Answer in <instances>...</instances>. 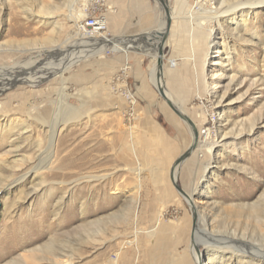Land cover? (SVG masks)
Returning <instances> with one entry per match:
<instances>
[{"label": "rangeland", "instance_id": "obj_1", "mask_svg": "<svg viewBox=\"0 0 264 264\" xmlns=\"http://www.w3.org/2000/svg\"><path fill=\"white\" fill-rule=\"evenodd\" d=\"M225 1L167 0L160 79L216 143L174 182L193 132L153 80L161 0H0V78L68 61L81 10L109 25L62 76L0 94V264H195L191 242L199 264H264V0Z\"/></svg>", "mask_w": 264, "mask_h": 264}, {"label": "bare ground", "instance_id": "obj_2", "mask_svg": "<svg viewBox=\"0 0 264 264\" xmlns=\"http://www.w3.org/2000/svg\"><path fill=\"white\" fill-rule=\"evenodd\" d=\"M182 1V4H185V0H181ZM84 2H88V0H84ZM226 1L223 0L222 4H224ZM258 2L255 1V0H245V1H242V2H239L233 6H229L227 7V9H224V12L223 13H231L233 15L237 14V9L238 8H241V7H245V6H249L250 8H252V6H254L255 4H257ZM198 5V3H196ZM87 5V4H85ZM199 7V11L198 12H201L198 13L197 17H195L196 19H204V20H207L209 19L210 15L209 13H213L210 9L208 8H205L203 7L202 5H198ZM87 9V8H86ZM241 10V9H240ZM208 14V15H207ZM247 14V13H246ZM85 15L86 13L84 12V10H81V13L79 14V16H75L74 17V21H75V25L77 28V31H78V35L76 37L77 40H79L78 42L76 41V48L78 49L76 52L74 50L73 53L70 54V58L68 61H63V62H60L58 66L54 67V68H50L48 69L44 74L42 75H38V76H28V75H25V74H20V75H14V76H11V77H2L0 78V94L9 90L11 87L15 86V85H18V84H37L39 83L40 81H43L44 79H47L50 75H53V74H61V76L65 73V71L67 70H70L72 65L75 64L77 61L81 60L82 58L84 57H88L89 55H92V50H96V48L98 47V44H97V39L99 37H102L103 34H98V35H89L87 33L86 30H84V27H83V24H82V21L84 20L85 18ZM248 15H249V11H248ZM71 16V15H70ZM170 17H171V20H172V17L175 18L176 17V11L173 9H171V12H170ZM193 17V16H192ZM191 17V18H192ZM166 19V18H165ZM246 21L243 20V22ZM199 26H203L200 22ZM214 30V29H213ZM212 30V31H213ZM163 32V31H162ZM159 33V32H158ZM82 35H87L90 40L89 41H83V38H82ZM105 35V34H104ZM159 36H162L161 33H159ZM160 38V37H159ZM144 47V46H143ZM155 48V47H154ZM141 49V48H140ZM156 49V48H155ZM208 55V54H207ZM157 59V58H156ZM66 64V65H65ZM63 65H65L63 67ZM28 68V67H27ZM155 70V69H154ZM27 71V70H26ZM18 72V71H17ZM36 72V71H35ZM40 72V71H39ZM15 74V73H14ZM17 74V73H16ZM59 74V75H60ZM13 75V74H12ZM155 71L153 73V80L156 84L157 87H163L164 88V93L165 95L167 96V98L171 101V103L173 104V106L179 110L180 112L188 115L186 113V111H182V107L179 105V103L166 91V85L164 83V81H158L156 80L155 78ZM35 79L34 82H32L31 80ZM213 80V79H212ZM214 84H218L216 83L215 81H212L210 82V85H214ZM65 87H63V91H64ZM62 91V92H63ZM124 93V92H123ZM123 93H121V95H123ZM128 92H125V94L127 95ZM216 93V92H214ZM120 95V96H121ZM167 102V101H166ZM168 103V102H167ZM170 106V105H169ZM126 107V106H125ZM201 120L200 122H195L194 120H192L194 122V127L195 129H197L198 131V142L196 143V145L193 146V142H194V137L192 138V142L191 144L189 145V147L186 149V151H190V155L193 156L196 155L195 159H198V158H201V157H206V154L208 153H211L212 150L214 149L215 147V142L212 141L213 139V131L211 130V128H204L206 123H207V115L206 114H203L201 116ZM199 118V117H198ZM193 119V117H192ZM196 119V118H195ZM199 120V119H198ZM196 119V121H198ZM135 122L133 121H126V125L130 128V130H132L133 133L134 130L136 129L135 127ZM204 128V129H203ZM193 132V131H192ZM194 135V133H192ZM204 137V139L202 140L201 138ZM203 148H207L209 150H206V152L204 153L203 152ZM185 151V152H186ZM210 151V152H208ZM201 155V156H200ZM179 159V158H178ZM186 161H189V160H184L180 163H176L175 166H174V172H175V180L177 181L178 180V171L179 169L181 168V166L183 165V163H185ZM200 161V160H199ZM137 172L139 171H143V169H135ZM5 190V189H4ZM2 189H0V193L2 191H4ZM188 201L191 202L195 207L196 205L194 204V199H193V195H189L188 194ZM161 213H163V210H161ZM133 241H128V243H132ZM37 249H41V248H37ZM35 250V249H34ZM213 251V256L211 258L208 259V262L207 264H218L217 261L219 260L218 258V254L216 253V251L214 249H212ZM190 254H191V258L194 259L195 261V264H199V262L202 260L203 258V252H202V249H200V247L197 245V243L195 242H191V246H190ZM20 260V259H19ZM18 258H13L11 259V261L8 263V264H12L16 261H19ZM71 262L72 261V257H69L67 259V262Z\"/></svg>", "mask_w": 264, "mask_h": 264}, {"label": "water", "instance_id": "obj_3", "mask_svg": "<svg viewBox=\"0 0 264 264\" xmlns=\"http://www.w3.org/2000/svg\"><path fill=\"white\" fill-rule=\"evenodd\" d=\"M161 2L166 6L167 8V11L169 13V10H168V3H167V0H161ZM170 13H169V21H168V25H167V28L165 31H161L159 33H161L162 35V39H161V42H160V46H159V56H158V60H157V67L158 68V73H157V77H158V81L161 77V75L163 74V48H164V43H165V40L167 38V34H168V30L170 29V25H171V19H170ZM160 89V92L163 96V98L168 102V104L170 105V107L184 120L186 121L192 128V131L194 133L193 137H194V142H193V146L196 145V143L198 142V131L197 129H195L194 127V122L192 121V119H190V117L182 112H180L179 110H177L173 104L171 103V101L167 98V96L165 95L164 93V88L163 87H159ZM190 155V151H186L183 155H181L179 157V159L175 162L176 163H180L182 161H184L188 156ZM175 164L173 165L172 169H171V177H172V180L174 182H176L175 180V172H174V166Z\"/></svg>", "mask_w": 264, "mask_h": 264}, {"label": "built area", "instance_id": "obj_4", "mask_svg": "<svg viewBox=\"0 0 264 264\" xmlns=\"http://www.w3.org/2000/svg\"><path fill=\"white\" fill-rule=\"evenodd\" d=\"M91 8L96 9L100 5H104L106 0H90ZM108 21L105 15L102 14H90L83 21V27L89 35H100L108 31Z\"/></svg>", "mask_w": 264, "mask_h": 264}, {"label": "crops", "instance_id": "obj_5", "mask_svg": "<svg viewBox=\"0 0 264 264\" xmlns=\"http://www.w3.org/2000/svg\"><path fill=\"white\" fill-rule=\"evenodd\" d=\"M114 21H116V20H114ZM108 35H109V36H111V34H110V33H108ZM111 37H113V36H111Z\"/></svg>", "mask_w": 264, "mask_h": 264}]
</instances>
